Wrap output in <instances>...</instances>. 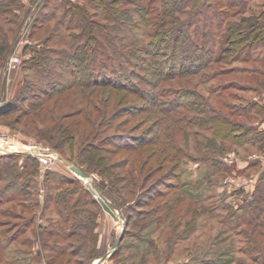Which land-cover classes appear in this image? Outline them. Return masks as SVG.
I'll return each instance as SVG.
<instances>
[{"label": "rangeland", "instance_id": "rangeland-1", "mask_svg": "<svg viewBox=\"0 0 264 264\" xmlns=\"http://www.w3.org/2000/svg\"><path fill=\"white\" fill-rule=\"evenodd\" d=\"M88 1L0 0V42L7 40V51L9 45L12 48L16 44L11 55L10 48L8 59L0 57L2 111L14 104L26 110L31 107L30 104L43 98L42 93H54L71 81L69 74L61 72L55 77L33 65L32 59L37 52L46 49L42 42L59 22H63L59 29L64 37L78 32L68 30L66 20L69 14L65 11L69 6L65 3L84 5ZM151 1L153 8L160 9L161 0ZM190 2L188 9L185 8L187 12ZM201 2L209 5L207 13L205 11L209 20L204 15L198 16L199 34L203 28L206 29L207 21L214 31L219 30L220 15L215 13L218 10L226 20L264 12V0ZM117 6L129 8V5ZM198 7L200 5L190 8L196 11ZM89 10L94 19L103 24L102 14L93 8ZM38 14H44L47 18L42 27L35 23ZM224 33L219 34L221 38L216 37V41H223ZM125 35L129 39L131 32ZM58 45L54 40L46 46L57 48ZM237 56H249L251 60L231 61L221 67L225 71L217 77L201 81L194 76L190 82L198 94L206 99L209 97L211 106L217 109L227 106L224 112H230V120L239 122L237 125L241 124L255 134H263L264 88L257 87V82L262 79L257 76L249 81L245 72L256 66L261 67L252 58L264 60V45L245 48ZM53 81L55 84L50 87L49 83ZM102 93L107 92L97 89V96ZM19 95L21 101H17ZM69 100L68 96H64L61 101L65 104ZM132 103L141 107L146 104L137 98ZM198 107L203 108L201 102ZM126 108L125 103L120 109ZM187 115L196 119L197 124L201 123L195 113ZM202 118L205 124V118ZM97 119H101V115L95 114V122ZM147 119L140 111L135 112L117 132L146 140L151 136L148 133L152 126L151 119ZM76 120L70 119L68 122ZM50 124L51 120L48 119L47 124L36 123L37 129L35 126L27 127L21 121L20 111L0 116V149L30 150L28 154L0 151V264H49L48 259L54 252L49 253L43 242H50L61 249L65 244L79 246L81 250L75 257L84 264H93L107 253V259L101 264H264V142L253 138L244 144L229 146L217 141L214 148L205 147V140L211 136V131L203 125H189L185 140L179 133L175 136L181 148L180 154L184 155L181 154L174 164L162 161L159 156L153 158L142 170L141 182L135 188L130 187L132 193L129 194L126 191L129 187L127 189L123 181L112 175V172L116 173L115 169L107 171L84 163L82 156L85 152L80 148L82 139L77 136L71 148L68 145L62 147L64 158L77 163L89 176L96 191L122 215L121 218H113L102 209L79 176L57 156L60 153L48 139ZM220 144L224 146L223 150L219 149ZM149 150L150 147H145L144 154ZM43 152L47 155L40 157L39 153ZM124 156L123 152L119 153L114 160H123ZM43 158L47 159L48 164L42 162ZM176 185L184 198L169 219L158 221L157 218L164 217L166 213L150 211L160 200L144 207H138L135 203L138 199L145 201V195L151 189L162 193ZM67 204L71 206L72 213L63 210ZM65 218H68L65 226L72 227L76 222L78 235L68 240L49 239L45 231L54 229ZM177 224L180 226L175 227ZM121 234V241L114 247ZM62 259L66 260V256ZM55 261V264L63 262L61 257Z\"/></svg>", "mask_w": 264, "mask_h": 264}, {"label": "trees", "instance_id": "trees-1", "mask_svg": "<svg viewBox=\"0 0 264 264\" xmlns=\"http://www.w3.org/2000/svg\"><path fill=\"white\" fill-rule=\"evenodd\" d=\"M189 1L161 0L160 9L153 8L151 0H89L84 5L66 2L69 6L65 11L69 14L66 20L68 30L78 32L64 37L59 29L63 23L60 20L42 42L46 49L37 52L32 63L55 77L61 72L69 74L71 81L57 88L54 93H42L43 98L30 104L31 107L26 110L14 104L0 110V116L20 111L21 121L27 127L35 126V129L36 123L44 125L50 119L48 139L63 157L62 147L68 145L71 148L75 138L80 136V148L85 152L82 156L84 163L107 171L115 169L116 173L112 172V175L123 181L127 189L129 187L126 190L129 194L132 193L130 187L139 185L142 170L153 158L159 156L162 161L174 164L181 154L184 155L180 154L181 148L175 136L179 133L185 140L189 125H203L211 131V136L205 140V147L214 148L217 141L228 143L229 146L241 145L253 138L263 143L264 133L255 134L241 124L237 125L239 122L230 120V112H224L227 106L221 109L211 106L209 97L204 98L192 88L190 78L197 76L201 81H207L225 71L221 67L231 61H250L249 56L241 58L237 54L245 48L264 45V12L241 16L237 20H226L221 10H218L215 13L220 15L219 30L214 31L207 21L206 29L203 28L199 34L198 16L204 15L209 20L206 16L209 5L202 4L201 0H191L190 7H200L196 11L189 7L187 12L185 8L188 9ZM117 5H129V8ZM89 8L102 14L103 24L94 19ZM46 20L44 14H38L35 23L42 27ZM224 31L223 41H216V37ZM126 32H131L129 39L125 38ZM54 40L59 44L57 48L46 46ZM7 44L5 39L0 42V57L6 59L11 48L9 45L7 51ZM252 59L259 62L261 67L246 71V79L252 81L259 76L262 80L257 82V87L264 88V60ZM181 82L189 86H183ZM54 84L55 81L49 83V86ZM97 89L107 93L97 96ZM64 96L70 99L65 104L61 101ZM18 97L17 101H21V95ZM134 98L145 102V106L132 103ZM188 99L190 101L184 103ZM200 102L202 109L198 107ZM125 103L128 108L121 110V105ZM138 111L145 114L147 120L151 119L152 126L148 133L151 136L146 140L117 132ZM187 112L199 116L201 123L197 124L198 121L191 119ZM95 114L101 115L97 122L94 120ZM202 117L205 118V124ZM70 119L77 120L68 122ZM145 147L151 149L147 154L143 152ZM219 149L223 150L224 146L220 144ZM122 152L125 158L114 160ZM74 164L78 167L77 163ZM178 187L172 186L162 193L151 189L146 195L144 193L147 196L145 201L140 202L138 199L135 203L138 207H144L160 200L150 211L155 214L166 213L164 217H158V221L169 219L174 216L178 203L184 198ZM247 207L249 210V205ZM63 210L72 213L68 204ZM250 211L253 212L252 209ZM127 219L130 221L129 215ZM67 222L68 218H65L54 229L45 231V235L49 239L54 237L59 240L77 236L79 231H75L76 222L72 227L65 226ZM179 226L177 224L175 227ZM43 246L49 253L54 252L48 259L49 264H55L58 257L63 261L61 264H84L75 257L81 250L79 246L65 244L61 249L50 242H43ZM64 256L66 260L62 259Z\"/></svg>", "mask_w": 264, "mask_h": 264}, {"label": "water", "instance_id": "water-1", "mask_svg": "<svg viewBox=\"0 0 264 264\" xmlns=\"http://www.w3.org/2000/svg\"><path fill=\"white\" fill-rule=\"evenodd\" d=\"M16 44H14L10 50V55L13 53L14 51V48H15ZM3 107V105H2ZM2 108L0 107V110ZM2 152H5V153H30L29 151L30 150H14V151H7V150H2L0 149ZM57 156L63 161L64 164H66L68 167H70L73 172H75L79 178L86 184V187L87 189L89 190V192L96 197L97 201L99 202V204L101 205L102 209L107 212L111 217L115 218L116 216L120 217L121 218V213L118 211V210H115V208L113 207V205H111L109 203V201L102 195L100 194L99 192L96 191V189L93 187V185L90 183V179H89V176L83 172L79 167H77L75 164H73L69 159L67 158H64L63 156L57 154ZM117 215H116V213ZM122 239V234L119 236V238L116 240L115 244H114V247L116 245L119 244V242L121 241ZM113 247V249H114ZM112 249V250H113ZM108 257V253L105 254L104 256H102L101 258H99L98 260H96V262H94L93 264H101L103 263Z\"/></svg>", "mask_w": 264, "mask_h": 264}, {"label": "built area", "instance_id": "built-area-1", "mask_svg": "<svg viewBox=\"0 0 264 264\" xmlns=\"http://www.w3.org/2000/svg\"><path fill=\"white\" fill-rule=\"evenodd\" d=\"M8 62H9V60H8ZM8 64V63H7ZM7 64H6V66H7ZM2 105H3V103H1L0 104V107L2 108ZM1 151V150H0ZM47 154H44V152L43 153H39V156L40 157H43V156H46ZM49 156H51V155H49ZM42 160V162L44 163V164H48V161H47V159H45V158H43V159H41Z\"/></svg>", "mask_w": 264, "mask_h": 264}, {"label": "bare ground", "instance_id": "bare-ground-1", "mask_svg": "<svg viewBox=\"0 0 264 264\" xmlns=\"http://www.w3.org/2000/svg\"><path fill=\"white\" fill-rule=\"evenodd\" d=\"M96 262V261H95Z\"/></svg>", "mask_w": 264, "mask_h": 264}]
</instances>
